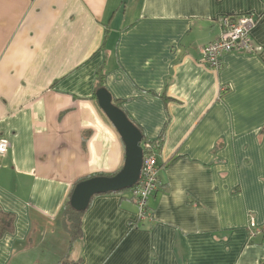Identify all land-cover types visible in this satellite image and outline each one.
I'll list each match as a JSON object with an SVG mask.
<instances>
[{"label": "crops", "instance_id": "obj_1", "mask_svg": "<svg viewBox=\"0 0 264 264\" xmlns=\"http://www.w3.org/2000/svg\"><path fill=\"white\" fill-rule=\"evenodd\" d=\"M252 15L251 53L201 62L220 19ZM112 102L158 143L151 223L94 196L69 247L75 184L116 174ZM0 264H264V0H0ZM70 249V250H69Z\"/></svg>", "mask_w": 264, "mask_h": 264}, {"label": "built area", "instance_id": "obj_2", "mask_svg": "<svg viewBox=\"0 0 264 264\" xmlns=\"http://www.w3.org/2000/svg\"><path fill=\"white\" fill-rule=\"evenodd\" d=\"M255 20L252 15L227 16L220 19L221 34L213 43L202 49L201 62L211 69H219L220 57L225 53H251L250 31L254 27ZM9 142L0 139V158L9 149ZM143 157L141 173L138 183L128 190L132 202L137 208V222L151 223L154 213L149 208V199L156 193L160 186L159 167L157 164V152L149 142L142 145ZM250 228L253 233H264V225L256 228L251 220Z\"/></svg>", "mask_w": 264, "mask_h": 264}, {"label": "water", "instance_id": "obj_3", "mask_svg": "<svg viewBox=\"0 0 264 264\" xmlns=\"http://www.w3.org/2000/svg\"><path fill=\"white\" fill-rule=\"evenodd\" d=\"M95 99L124 146V163L122 168L111 177H94L74 187L69 204L78 213L88 208L94 196L131 189L138 183L141 173L143 157L141 132L112 102V97L105 88L96 91Z\"/></svg>", "mask_w": 264, "mask_h": 264}, {"label": "trees", "instance_id": "obj_4", "mask_svg": "<svg viewBox=\"0 0 264 264\" xmlns=\"http://www.w3.org/2000/svg\"><path fill=\"white\" fill-rule=\"evenodd\" d=\"M96 76H97V80H96L97 90L104 88L103 87V78H104L103 73L101 71H98ZM144 143H145V141L143 140V137H142V143L141 144L144 145ZM149 143H151L153 145L155 151L157 152L159 144L153 143V142H149ZM113 175H115V174H113ZM113 175H108V176L99 175L96 177H111ZM91 178H94V177H91ZM91 178H88V179H91ZM88 179H83V180L79 181L78 183H80L84 180H88ZM78 183H76L75 186ZM126 191H128V190H126ZM126 191H124V192H126ZM70 196H71V194H70ZM70 196H69V199H70ZM69 199L67 200L65 205L62 207L61 216H62V220H63L64 229L69 236V247H72V245L77 240H79V238L81 237V217H82L83 212L78 213V212L74 211L70 207ZM11 222H12L11 215L4 214V213L0 214V236L3 232L9 231L11 229ZM261 234H264V233L262 232ZM59 264H79V261H73L69 257H65L63 260H61L59 262Z\"/></svg>", "mask_w": 264, "mask_h": 264}]
</instances>
